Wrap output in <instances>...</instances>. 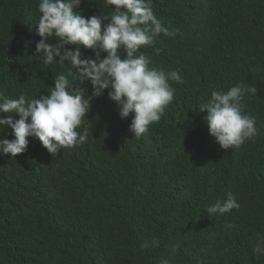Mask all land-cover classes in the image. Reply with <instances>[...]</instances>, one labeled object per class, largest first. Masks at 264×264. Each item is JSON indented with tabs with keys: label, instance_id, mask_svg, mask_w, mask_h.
<instances>
[{
	"label": "trees",
	"instance_id": "obj_1",
	"mask_svg": "<svg viewBox=\"0 0 264 264\" xmlns=\"http://www.w3.org/2000/svg\"><path fill=\"white\" fill-rule=\"evenodd\" d=\"M39 3L0 0V91L9 98L47 95L57 75L76 72L67 63L44 65L36 53ZM113 7L82 0L74 11L99 17ZM153 11L179 34L158 36V55L148 47L136 55L179 72L183 83L170 82L173 102L137 139L129 130L134 114L121 119L106 89L91 99L78 129L88 131L83 144L53 156L28 137L24 153L0 155V264H159L161 257L170 264H264L252 253L264 239V0H153ZM81 52L95 58L92 49ZM73 83L92 95L90 81ZM237 83L258 88L244 100L258 131L225 150L200 110L212 91ZM11 132L0 129V139H14ZM228 192L239 210L210 216L206 209ZM151 237L160 246L142 247Z\"/></svg>",
	"mask_w": 264,
	"mask_h": 264
},
{
	"label": "clouds",
	"instance_id": "obj_2",
	"mask_svg": "<svg viewBox=\"0 0 264 264\" xmlns=\"http://www.w3.org/2000/svg\"><path fill=\"white\" fill-rule=\"evenodd\" d=\"M81 2L40 0L41 15L34 24L41 37L36 43V53L44 65L67 63L76 72L69 69L57 75L55 86L39 98L29 99L21 94L13 99L0 91V113L7 114L0 118V129L10 128L14 136L11 140L0 139V155L15 157L24 153L29 145L28 137L38 138L53 156L61 149L83 144L88 139V131L78 129L90 109L91 99L102 96L106 89L108 98L117 104L121 119L134 114L129 130L137 139L148 132L151 124L161 120L173 102L176 89L170 82L183 83L179 72L150 67L152 61L148 56L142 52L136 55L144 47L153 48L158 55L162 49L155 47L156 38L161 34L174 37L180 31L162 24L154 14L153 0H105L107 5L114 6L110 14L87 18L74 11ZM53 37L58 42L48 43ZM81 48L92 49L95 58H84ZM121 49L126 58H121ZM101 51L107 53L103 58ZM86 80L93 89L88 98L73 83ZM257 92L258 88L253 85L237 83L227 91H212L211 98L202 106L200 111H207L204 119L209 133L222 149H239L257 135L256 118L244 112L245 97L255 96ZM13 114H18L19 118L14 119ZM239 208L236 195L228 192L226 199L218 200L206 211L212 216ZM159 246L157 237H151L142 245L144 248ZM180 247L179 241L173 244L172 254ZM252 253L264 256V239L254 245ZM159 264H170V261L161 257Z\"/></svg>",
	"mask_w": 264,
	"mask_h": 264
}]
</instances>
